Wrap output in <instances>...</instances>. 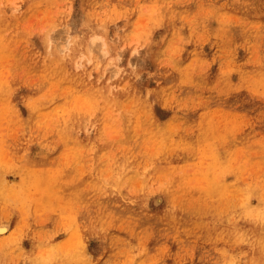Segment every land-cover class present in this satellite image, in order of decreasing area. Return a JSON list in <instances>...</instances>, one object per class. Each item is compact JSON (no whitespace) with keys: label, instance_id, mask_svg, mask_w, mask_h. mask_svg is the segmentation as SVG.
<instances>
[{"label":"rangeland","instance_id":"obj_1","mask_svg":"<svg viewBox=\"0 0 264 264\" xmlns=\"http://www.w3.org/2000/svg\"><path fill=\"white\" fill-rule=\"evenodd\" d=\"M0 264H264V0H0Z\"/></svg>","mask_w":264,"mask_h":264},{"label":"bare ground","instance_id":"obj_2","mask_svg":"<svg viewBox=\"0 0 264 264\" xmlns=\"http://www.w3.org/2000/svg\"><path fill=\"white\" fill-rule=\"evenodd\" d=\"M8 230V225L3 223V224H0V234L1 233H5L6 231Z\"/></svg>","mask_w":264,"mask_h":264}]
</instances>
